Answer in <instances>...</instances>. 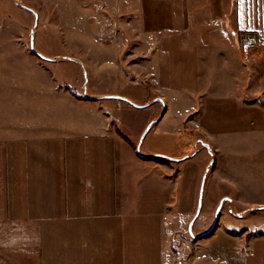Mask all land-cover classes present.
Wrapping results in <instances>:
<instances>
[{"label":"crops","instance_id":"crops-1","mask_svg":"<svg viewBox=\"0 0 264 264\" xmlns=\"http://www.w3.org/2000/svg\"><path fill=\"white\" fill-rule=\"evenodd\" d=\"M140 4L145 61L157 54L167 58L160 83L192 99L206 96L202 108L197 104L184 117L186 125H194L184 130L204 133L215 150L220 145L217 137L238 136L239 149L264 168V0H142ZM246 33L260 39L258 48L249 53L239 44ZM209 56L223 60L221 78L210 71L204 78L201 66L210 62ZM147 74L144 78L150 83L154 75ZM215 88L228 90L210 92ZM105 100L111 109L119 101ZM156 100L171 103L162 93ZM150 105L133 104L128 111ZM110 113H100L106 117L105 134L71 130L66 120L56 134L50 114H38L42 121L25 119V124L0 133V264H178L166 232V196L162 207L155 209L159 213L145 210V216L133 218L137 224L130 225L134 214L119 204L129 193H119L118 187L129 184L127 175L120 176L122 166L142 168V162L155 161L153 156L172 153L179 136H167L170 132L161 126L164 112L153 124L149 117L131 132L121 129L128 137L125 141L109 127L111 120L119 122ZM149 125L141 144L146 156L137 153L139 148L133 149L130 140L140 139ZM121 148L132 150L141 162L121 165ZM142 232L148 237L140 242L136 235Z\"/></svg>","mask_w":264,"mask_h":264},{"label":"rangeland","instance_id":"rangeland-1","mask_svg":"<svg viewBox=\"0 0 264 264\" xmlns=\"http://www.w3.org/2000/svg\"><path fill=\"white\" fill-rule=\"evenodd\" d=\"M141 1L0 0V133L20 122L25 124V119L42 121L38 114H50L55 117L56 134L61 133L63 120L69 122L71 130L85 128L105 134L106 117L100 113L113 112L119 122L111 120L109 127L127 141L121 129L131 132L137 122L149 117L153 124L165 112L161 126L170 132L167 136H179L175 150L164 155L171 160L142 162L143 167L135 169L126 164L120 169L121 178L123 173L127 175L129 184L120 183L118 190L129 196L119 204L135 215L130 216L129 224H137L133 218L145 216V210L157 211L166 196V232L178 264H264V168L257 166L245 149H239L238 136L217 137V151L204 133L185 131L194 125L187 126L184 117L197 104L202 108L201 100L206 96L192 99L160 83L167 58L157 54L152 61H145ZM209 58L200 72L205 79L208 71L221 78L222 67H226L223 60ZM147 73L154 75L151 85L145 81ZM161 93L169 97L170 106L156 100ZM115 97L119 101L111 102V109L105 99ZM131 102L151 105L128 111ZM145 137L130 143L133 149L139 148L137 153L148 156L141 145ZM121 139L118 141L124 144ZM119 155L121 162H141L132 150L121 148ZM204 177L201 212L191 226ZM220 202L215 228L207 236L194 237L211 228ZM145 237L148 234L144 232L136 235L140 242Z\"/></svg>","mask_w":264,"mask_h":264},{"label":"water","instance_id":"water-1","mask_svg":"<svg viewBox=\"0 0 264 264\" xmlns=\"http://www.w3.org/2000/svg\"><path fill=\"white\" fill-rule=\"evenodd\" d=\"M32 49H33V52H35V48H34V45L32 44ZM37 53V52H36ZM40 57L46 59L45 57H43L40 53H37ZM48 60H54V59H48ZM150 129V125L148 126L147 130L145 131V133L143 134V138L146 136V134L148 133ZM206 146H208L207 144H205ZM205 180H206V177H204V180H203V184H202V188H201V195H200V199H199V207H198V211L196 213V215L194 216L195 218L193 219L192 223H191V226L194 224L195 220L198 218L197 216H199L200 212H201V208H202V202H203V193H204V184H205ZM223 202V201H222ZM222 202H220L221 204L219 205L218 209H217V213H216V218H215V221L213 223V225L211 226V228L208 229V231H206L205 233L199 235L198 236H194L196 238H201V237H204V236H207L208 234H210L212 232V229L215 228L217 222H218V219H219V214H220V211H221V208H222Z\"/></svg>","mask_w":264,"mask_h":264},{"label":"built area","instance_id":"built-area-1","mask_svg":"<svg viewBox=\"0 0 264 264\" xmlns=\"http://www.w3.org/2000/svg\"><path fill=\"white\" fill-rule=\"evenodd\" d=\"M260 39L259 37L254 34V33H246L241 41L239 42L240 44V49L244 52H251L254 51L258 48Z\"/></svg>","mask_w":264,"mask_h":264},{"label":"trees","instance_id":"trees-1","mask_svg":"<svg viewBox=\"0 0 264 264\" xmlns=\"http://www.w3.org/2000/svg\"><path fill=\"white\" fill-rule=\"evenodd\" d=\"M152 158H154V159H160V161H161V160H166V161H167V160H168V161L171 160L169 157L164 156V155H161V154H160V155H155V156H153Z\"/></svg>","mask_w":264,"mask_h":264},{"label":"flooded vegetation","instance_id":"flooded-vegetation-1","mask_svg":"<svg viewBox=\"0 0 264 264\" xmlns=\"http://www.w3.org/2000/svg\"><path fill=\"white\" fill-rule=\"evenodd\" d=\"M221 204V203H220ZM223 204V203H222Z\"/></svg>","mask_w":264,"mask_h":264}]
</instances>
